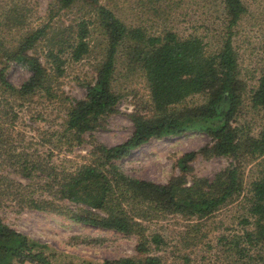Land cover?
I'll return each mask as SVG.
<instances>
[{"label":"rangeland","instance_id":"1","mask_svg":"<svg viewBox=\"0 0 264 264\" xmlns=\"http://www.w3.org/2000/svg\"><path fill=\"white\" fill-rule=\"evenodd\" d=\"M99 5L131 27L149 34L163 30L184 38L195 34L202 38L208 55L218 53L226 34L228 16L222 0H98ZM245 13L233 32L231 42L237 59L240 104L231 121L241 143L236 158L216 157L208 153L212 140L207 135L186 131L175 136L151 139L128 156L113 161L103 170L111 176L118 171L125 177L158 185L173 179L190 185L194 179L213 181L237 168L242 174L243 194L233 196L209 217L183 216L165 205L143 204L133 216L144 235L159 234L166 243L148 255L161 264H264V248L246 247L238 253L237 238L243 236L244 198L260 158L247 154L249 141L264 128L259 112L250 102L252 91L264 70V0H242ZM96 12L86 3L61 8L57 0H0V64L7 80L15 87L29 77L19 64L5 59L15 52L23 39L43 30L28 54L39 59L53 94L44 92L21 98L0 99V221L32 241L48 246L52 264H113L123 258H141L136 246L137 234H120L91 227L70 219L71 214L105 217V213L82 203L61 198L59 182L83 166L98 164L100 148H109L127 140L133 131L132 117H156L150 92L140 71L127 54V45H119L112 79V90L119 95L115 111L81 134L66 130V113L72 102L85 96L96 68L105 57L108 39L95 22ZM89 22L86 41L88 54L79 61L70 60L69 44L81 21ZM63 41V45L60 43ZM62 48L64 72L56 76L48 52ZM1 68V67H0ZM206 94L187 98L177 108L164 110L163 116L180 109L200 106ZM13 104V105H12ZM12 105L13 108L10 107ZM4 106V107H3ZM6 108V109H5ZM3 110L6 112L4 114ZM12 110L16 117L10 112ZM180 110V111H178ZM174 115V116H175ZM196 155L182 174L178 162L184 154ZM31 202L39 206L35 209ZM143 214V215H142ZM142 215V216H141ZM240 240V239H239ZM234 241V242H233ZM240 247L246 244L239 241Z\"/></svg>","mask_w":264,"mask_h":264},{"label":"trees","instance_id":"2","mask_svg":"<svg viewBox=\"0 0 264 264\" xmlns=\"http://www.w3.org/2000/svg\"><path fill=\"white\" fill-rule=\"evenodd\" d=\"M57 2L61 8L79 2L92 6L96 12L95 22L103 29L109 42L105 57L96 68L94 82L86 85L84 98L74 100L66 113V130L75 134L92 130L103 117L115 111L119 95L112 90V79L117 48L124 43L129 60L139 67L146 81L155 113L160 112L154 118H151L154 114L149 117L133 116L130 137L115 146L101 147L98 164L83 166L66 175L59 182L60 196L106 214L105 217H95L91 213L71 214L70 219L74 222L120 234H137L136 250L143 257L123 258L113 264H161L159 257L148 253L157 251L166 243L159 234L145 236L140 225L133 223V216L140 215L137 207L155 203L168 206L183 216L207 218L233 196L243 194L242 174L237 168H232L224 177L217 176L213 181L194 179L186 186L185 183H178L179 179L176 178L166 185H158L125 177L118 171L111 176L103 168L128 156L151 139L180 135L186 131L200 132L210 137L212 145L208 153L212 156L234 159L240 155L241 143L237 139V131L231 127V121L239 109L240 84L237 82L238 65L230 29L246 10L242 0H222L228 16L229 31L220 51L208 55L202 38L195 34L184 38L166 30L149 34L141 27L126 25L112 10L99 5L98 0ZM88 25L89 22L84 20L77 25V34L68 46V56L72 61H79L88 54ZM42 33L43 30H38L26 36L17 50L5 59L9 64H19L28 71L29 77L24 83L13 86L6 78V68L0 64L1 100L11 99L14 103L39 92L52 96V82L44 66L38 58L28 54ZM59 43L61 46L64 42ZM62 51V48L56 52L49 51L47 56L56 76L64 72V60L60 57ZM198 94H206L202 105L192 110L182 108L176 115L161 114L173 106L177 108L184 100ZM250 102L264 122V70L252 91ZM10 112L16 117L12 110ZM248 145L247 154L250 152L260 160L249 185V195L244 198L245 212L241 219L244 227L251 229L244 228L243 236L239 238L246 243L243 248L240 247V240H236L238 253L243 255L246 247L264 248V128ZM195 155L190 152L179 159L178 167L182 174L190 171L188 163ZM31 204L35 209L39 208L36 202ZM52 258L47 245L30 240L5 227L0 221V264H52Z\"/></svg>","mask_w":264,"mask_h":264}]
</instances>
